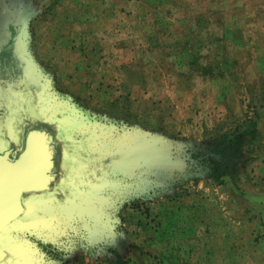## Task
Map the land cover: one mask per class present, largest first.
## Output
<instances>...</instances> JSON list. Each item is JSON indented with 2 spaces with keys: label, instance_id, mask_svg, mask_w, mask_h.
Wrapping results in <instances>:
<instances>
[{
  "label": "rangeland",
  "instance_id": "obj_1",
  "mask_svg": "<svg viewBox=\"0 0 264 264\" xmlns=\"http://www.w3.org/2000/svg\"><path fill=\"white\" fill-rule=\"evenodd\" d=\"M32 102L73 183L26 199L3 264H264V0H0V152Z\"/></svg>",
  "mask_w": 264,
  "mask_h": 264
},
{
  "label": "water",
  "instance_id": "obj_2",
  "mask_svg": "<svg viewBox=\"0 0 264 264\" xmlns=\"http://www.w3.org/2000/svg\"><path fill=\"white\" fill-rule=\"evenodd\" d=\"M16 141L18 145L0 154V237L8 225L24 215L26 199L56 191L53 132L35 127L23 140ZM8 258L0 243V264Z\"/></svg>",
  "mask_w": 264,
  "mask_h": 264
},
{
  "label": "flooded vegetation",
  "instance_id": "obj_3",
  "mask_svg": "<svg viewBox=\"0 0 264 264\" xmlns=\"http://www.w3.org/2000/svg\"><path fill=\"white\" fill-rule=\"evenodd\" d=\"M36 107L37 106L35 102H32L31 105H29V108L27 109V111H25L24 109L23 115L18 114L17 117L15 118L13 117L11 119L12 122H10L8 126V138L11 142L10 147H12V145H15V144L18 145L16 138L23 140L27 132L32 128H35V127L46 128L49 131H52L54 134L55 149H56V172L58 173L55 189L56 191L60 192L66 188V185L68 183H73V179L69 177V175L63 170V163L65 160V151L63 149L62 144L55 137V129H53V127H50L49 125L43 122V120L40 117L39 110ZM10 147L0 152V154L8 150ZM23 216L24 215H22L19 219H17L16 221L8 225L3 230L1 237L10 226H12L14 223L19 221Z\"/></svg>",
  "mask_w": 264,
  "mask_h": 264
},
{
  "label": "trees",
  "instance_id": "obj_4",
  "mask_svg": "<svg viewBox=\"0 0 264 264\" xmlns=\"http://www.w3.org/2000/svg\"><path fill=\"white\" fill-rule=\"evenodd\" d=\"M246 134V132H237L231 136L213 140L209 144L207 151L210 155L207 160L212 165L213 175L217 181L224 176L235 177L240 173V168L244 167L238 148L243 144Z\"/></svg>",
  "mask_w": 264,
  "mask_h": 264
},
{
  "label": "bare ground",
  "instance_id": "obj_5",
  "mask_svg": "<svg viewBox=\"0 0 264 264\" xmlns=\"http://www.w3.org/2000/svg\"><path fill=\"white\" fill-rule=\"evenodd\" d=\"M19 219V218H18Z\"/></svg>",
  "mask_w": 264,
  "mask_h": 264
}]
</instances>
